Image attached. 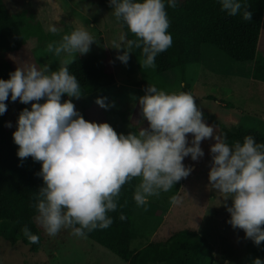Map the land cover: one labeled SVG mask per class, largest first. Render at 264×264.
I'll use <instances>...</instances> for the list:
<instances>
[{"label":"clouds","instance_id":"1","mask_svg":"<svg viewBox=\"0 0 264 264\" xmlns=\"http://www.w3.org/2000/svg\"><path fill=\"white\" fill-rule=\"evenodd\" d=\"M109 3L117 22L126 24L135 37L123 47L114 43V48L124 49L117 58L127 64L133 49H140L142 69L155 67L156 57L173 44L165 0ZM219 3L228 16L252 20L247 0ZM176 6L177 0H167V7ZM49 31L55 34L58 29L50 26ZM93 43L94 36L84 27L75 28L45 49L62 57L57 70L48 64L18 67L9 79H0V115L7 111L9 96L13 102L31 104V110L24 108L19 114L13 139L21 161L31 157L42 165L37 175L42 177L43 186L34 193L30 205L36 213L35 223L52 237L62 229H70L80 238L108 229L114 222L109 213L127 203L118 204L125 184L139 179L133 199L138 207L147 205L150 197L159 198L187 178L192 168L185 165V158L198 162L205 155L202 142L214 139L209 182L212 189L232 201L226 206L231 217L228 223L243 230L245 238L256 245L264 242V143L247 135L243 143L237 140L229 144L226 134L217 133L214 125L205 122L190 92H167L155 84H149L138 98L141 115L148 122L138 134L118 133L107 122L86 120L72 102L84 93L69 66L77 54L89 53ZM65 94L69 99L62 101ZM96 103L109 107L105 98ZM170 203H179L178 197L171 196ZM119 219L127 217L121 213ZM22 232L30 243H39V236L27 226ZM253 264L264 261L256 258Z\"/></svg>","mask_w":264,"mask_h":264},{"label":"rangeland","instance_id":"2","mask_svg":"<svg viewBox=\"0 0 264 264\" xmlns=\"http://www.w3.org/2000/svg\"><path fill=\"white\" fill-rule=\"evenodd\" d=\"M6 2L13 13L23 16L22 27L28 35L23 48L11 54L17 67L35 65L40 68L48 64L52 70H57L62 57L45 49L49 43L58 42L78 27H84L94 38L104 40L105 67L114 74L116 84L101 95L72 98L77 112L90 122L108 120L123 134H138L142 127H148L141 115L138 98L145 94L149 84L167 92H190L205 122L214 125L217 133L222 128L234 130L243 121L264 122V83L252 78L254 61L233 60L216 46L206 44L201 62L168 72L157 73L152 68L141 72L132 53L127 64L117 58L124 49L114 48V43L123 47L127 40L109 0ZM50 26H55L57 33L49 31ZM260 47V55L264 56V32ZM79 56L77 54V58ZM98 98H105L109 107H100L96 103ZM68 99L66 94L62 97V101ZM24 108L31 110V104H22L19 100L11 102L5 121L8 129L17 128L19 114ZM9 123L11 127H8ZM192 138L189 134V141ZM214 142V139L202 142L205 155L198 162L192 161L190 156L185 158L184 163L192 168V172L173 189L161 193L159 198L150 197L143 207L135 203L136 237L131 243L132 249H142L151 242L167 240L179 230L190 229L207 238L213 250V264H253L257 257L247 247L250 239L245 238L243 230L234 229L228 223L231 217L226 206L232 201L212 189L209 182L210 146ZM173 195L179 199L175 205L170 203ZM39 229L42 242L37 252L20 241L13 244L0 240V264H128L92 239L72 235L70 229H62L55 237L47 235L41 226Z\"/></svg>","mask_w":264,"mask_h":264},{"label":"trees","instance_id":"3","mask_svg":"<svg viewBox=\"0 0 264 264\" xmlns=\"http://www.w3.org/2000/svg\"><path fill=\"white\" fill-rule=\"evenodd\" d=\"M247 2L253 13L250 21H244L240 15L228 16L221 11L219 0H177L174 9L167 7L165 0L171 22L168 31L173 37V44L156 57L152 70L162 73L201 62L203 45L211 44L233 60L254 61L252 78L264 83V56L260 55L264 32V0ZM22 22L23 16L13 13L6 0H0V79H9L10 73L18 68L11 54L22 49L28 40ZM121 25L126 40L134 39L126 24L121 21ZM95 42L89 53L80 55L69 66V71L81 84L82 97L101 95L116 84L114 74L105 67V42L100 38H95ZM132 55L141 72L151 70L142 69L139 63L142 59L140 49L134 48ZM11 102L9 96L7 111L0 115V240L13 244L23 242L37 252L41 249V230L35 223L36 213L30 205L34 202V193L43 186L42 177L37 175L42 165L31 157L21 161L17 155L18 145L13 139L17 128L8 129L5 125ZM104 122L122 133L108 120L97 121ZM220 133L226 134L229 144L237 140L243 143L247 135L253 136L258 143H264V122L243 121L236 129L222 128ZM137 183V179H134L123 186L118 204L127 203L109 213L113 224L108 229L94 230L87 237L111 250L128 264H213V250L207 238L190 229L179 230L167 240L151 242L142 249H132L131 243L136 237L133 194ZM121 213L127 217L126 220L119 219ZM24 226L39 236V243L28 241L22 232ZM247 247L254 256L264 261V242L256 245L250 239Z\"/></svg>","mask_w":264,"mask_h":264}]
</instances>
